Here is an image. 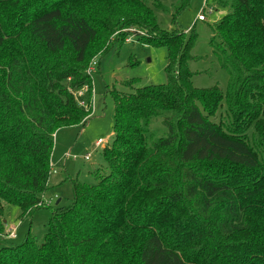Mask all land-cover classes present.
<instances>
[{
	"label": "trees",
	"instance_id": "16d2710c",
	"mask_svg": "<svg viewBox=\"0 0 264 264\" xmlns=\"http://www.w3.org/2000/svg\"><path fill=\"white\" fill-rule=\"evenodd\" d=\"M211 2L226 9L209 40L225 91L194 86L196 34L160 28L157 0H0L2 237L6 208L43 206L56 131L90 117L91 61L130 28L167 50L164 83L113 90L94 182L71 179L73 200L51 211L43 240L27 232L0 264H264V0ZM156 118L165 132L154 136Z\"/></svg>",
	"mask_w": 264,
	"mask_h": 264
},
{
	"label": "rangeland",
	"instance_id": "374dc122",
	"mask_svg": "<svg viewBox=\"0 0 264 264\" xmlns=\"http://www.w3.org/2000/svg\"><path fill=\"white\" fill-rule=\"evenodd\" d=\"M153 0H150V2ZM167 11L154 8L160 28L164 30L180 29L188 32L193 28L196 41L191 50L195 57L188 62L189 69L194 72L192 81L195 87L208 88L218 85L225 91L228 74L214 56L209 40L212 36V22L220 18L226 9L213 6L208 0L204 9L205 20H196L203 10V0H189L188 4L177 11L180 0H157ZM212 7V6H211ZM210 11V12H209ZM173 16H175L173 18ZM129 32V31H128ZM138 32L128 33L129 41L121 44L113 43L104 55L97 56L99 64L90 74L91 82V115L84 125L78 124L64 127L56 131L51 153V170L46 191L43 195L42 207L35 210L31 217H20V209L10 205L5 211V232L15 226V238L0 236V248L10 244L23 242L27 232L37 243L43 240L47 231V221L56 206H66L73 200L71 179L86 184L94 182L92 171L103 168V145H110L114 132V98L113 90L133 92L136 88L166 81L165 67L167 50L165 46L148 45L141 41ZM132 80L131 86L124 81ZM87 93L83 99L88 100ZM150 132L154 136L165 132L161 119L151 121ZM104 139L105 143L98 148L94 142ZM89 156L86 158V155ZM59 202L56 204V201Z\"/></svg>",
	"mask_w": 264,
	"mask_h": 264
},
{
	"label": "built area",
	"instance_id": "2783aa9c",
	"mask_svg": "<svg viewBox=\"0 0 264 264\" xmlns=\"http://www.w3.org/2000/svg\"><path fill=\"white\" fill-rule=\"evenodd\" d=\"M203 10L201 11V13L200 14H198V16H197V19L196 20H199V21H202V20H204L205 19V15H204V9H205V7H208V3H207V0H203ZM212 9L210 8V11H211ZM209 11V12H210ZM124 30H126V29H124ZM129 33H135V32H138V33H140V34H143L144 32H142V31H134L132 28H130L129 30ZM125 41H129V38H125ZM96 66V59H93L92 61H91V63H90V65L88 66V68L86 69V74L88 75V76H90V74L93 72V70H94V67ZM88 92V85L87 84H85V85H83L82 87H80L79 89H77V90H74L73 91V94H74V96H75V98H76V100L78 101V103H79V105L80 106H85L86 105V101H85V99H83L82 97H83V95L84 94H86ZM105 143V140L104 139H98V140H96L95 142H94V147L95 148H98V147H100L101 145H103ZM89 156V154H87L86 155V158ZM42 201L39 203V205L41 204H49L50 203V200H48V202L47 203H44V200H43V197H42V199H41ZM48 206V205H47ZM15 230H16V227L15 226H13V227H11L9 230H6V232L4 233V235L3 236H7V237H9V238H15Z\"/></svg>",
	"mask_w": 264,
	"mask_h": 264
},
{
	"label": "water",
	"instance_id": "95a60500",
	"mask_svg": "<svg viewBox=\"0 0 264 264\" xmlns=\"http://www.w3.org/2000/svg\"><path fill=\"white\" fill-rule=\"evenodd\" d=\"M59 202V199L56 201V204Z\"/></svg>",
	"mask_w": 264,
	"mask_h": 264
},
{
	"label": "crops",
	"instance_id": "0c3cea01",
	"mask_svg": "<svg viewBox=\"0 0 264 264\" xmlns=\"http://www.w3.org/2000/svg\"><path fill=\"white\" fill-rule=\"evenodd\" d=\"M60 200V199H59ZM5 222H6V220H5Z\"/></svg>",
	"mask_w": 264,
	"mask_h": 264
}]
</instances>
